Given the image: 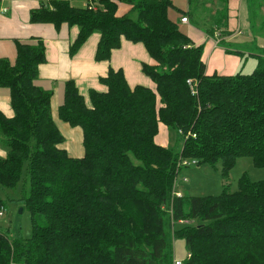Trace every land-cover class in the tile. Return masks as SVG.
I'll return each instance as SVG.
<instances>
[{
	"label": "trees",
	"instance_id": "trees-1",
	"mask_svg": "<svg viewBox=\"0 0 264 264\" xmlns=\"http://www.w3.org/2000/svg\"><path fill=\"white\" fill-rule=\"evenodd\" d=\"M82 1L42 2L30 21L77 26L71 56L98 33L96 60L106 64L123 39L143 44L152 62L142 70L154 86L132 89L110 68L100 78L108 91L91 90L89 107L68 81L58 118L82 129L84 155L76 158L53 117L54 93L37 84L44 41H16L15 60L0 57V89L13 110H0V186L16 189L28 163L33 228L30 239L0 231V264H172L168 210L175 222L202 223L176 235L190 255L184 264H264V181L242 179L239 191L216 197L173 195L183 160L222 162L224 178L242 157L264 167V53L251 75L209 76L205 45L184 31L191 13L177 0ZM160 124L182 137L179 152L156 143Z\"/></svg>",
	"mask_w": 264,
	"mask_h": 264
},
{
	"label": "crops",
	"instance_id": "crops-1",
	"mask_svg": "<svg viewBox=\"0 0 264 264\" xmlns=\"http://www.w3.org/2000/svg\"><path fill=\"white\" fill-rule=\"evenodd\" d=\"M49 1L53 0H0V57L14 61L16 58V41L24 42L31 39L44 41L47 62L39 68L37 84L54 93L53 117L61 132L64 133L65 131L67 136L64 135L66 139L65 148L71 156L80 158L84 155V148L83 151L80 149L81 146L83 147V132L72 129L58 118V108L64 101L65 84L68 81H74L87 105L91 107L89 92L91 90L100 93L108 91V88L101 84L100 78L106 76L110 68L115 71L122 70L128 85L132 89L137 86L152 88L154 86L152 80L142 70L143 64H151L152 59L143 44H136L123 39L121 47L112 52L109 64L98 62L96 60L97 47L100 41L98 33L93 34L80 50L71 56L70 49L79 34L77 26L72 28L62 26L61 29L57 30L52 25L35 24L30 21L31 12L39 9L42 2ZM74 1L82 0H71V2ZM214 1L222 4L218 0ZM214 1L192 0L190 6L187 5L185 9L190 10L191 19L197 18V21L183 25H192L191 29L184 31L197 44L205 45L204 58L207 64V75L233 76L240 72L246 52L221 46L224 45L226 39L233 40L244 28H251L252 30L251 2L257 8L259 15L264 16V0H228L226 2L225 21L221 23L219 15L214 22L218 26L204 34L193 26L198 23L199 16L207 12V8H210L207 3H211L213 6ZM235 52L241 54L236 55ZM252 55L256 57L257 54ZM0 110L7 116L13 115L10 92L7 89H0ZM57 119L62 124L57 122ZM71 137L73 142H77V149H75ZM168 142V140H163L161 146H168Z\"/></svg>",
	"mask_w": 264,
	"mask_h": 264
},
{
	"label": "rangeland",
	"instance_id": "rangeland-1",
	"mask_svg": "<svg viewBox=\"0 0 264 264\" xmlns=\"http://www.w3.org/2000/svg\"><path fill=\"white\" fill-rule=\"evenodd\" d=\"M214 1V0H213ZM208 2V1H207ZM212 2V1H210ZM177 3L185 9L188 5V0H177ZM74 7L82 8L85 6L84 1L72 2ZM210 5L207 8V12H204L198 18V24L193 26L196 30L207 34L206 31L214 29L215 20L217 17L225 16L226 3L219 4L214 1V5ZM250 19L253 23L252 30L244 28L243 31L234 37L233 40L226 39L224 45L221 47H228L241 52H246L244 55V62L241 66L240 73L251 75L255 73L259 68L258 57H254L252 54L262 55L264 53V16H260L257 8L252 4L250 6ZM218 12V13H216ZM187 17V16H185ZM190 24L195 23L197 18L192 20L191 15H188ZM223 18V17H222ZM222 23V22H221ZM190 26H183L184 30L191 29ZM220 47V48H221ZM252 53V54H251ZM57 122L58 119H57ZM62 124L61 122H59ZM82 131L81 128H73ZM63 133V131H62ZM63 135L66 136L65 131ZM67 137V136H66ZM4 139V138H3ZM73 138L71 137V140ZM163 140H168L167 148H171L176 152H179L183 145V139L177 131L160 124L159 134L156 137V143L161 145ZM74 146H77V142L72 140ZM3 144L2 137L0 135V157L6 156V150ZM77 149V147L75 148ZM79 149V148H78ZM83 151V147H80ZM78 151V150H77ZM190 163L192 160H188ZM28 163H25L23 178L16 189H7L0 186V197L4 200L5 209L4 216L0 217V231L6 233L10 237H14L17 232H21L24 239H30L33 235L32 228V215L28 209L25 208L24 199L28 195L29 180L27 177ZM180 175L176 180V190H174V197L177 193H181L183 197H216L223 194L225 188L229 192H237L240 188V182L242 179H247L251 182L264 181V167H257L254 161L250 157L239 158L230 171L228 178H224L222 170V162H219L216 166L210 165L198 166V164H192L191 166L183 167ZM167 218V234L174 252L172 264L177 262L185 263L188 259V251L184 239L176 236L178 231L187 225L191 227L201 225L200 220H185L175 222L172 218L171 210H168ZM191 231V230H186Z\"/></svg>",
	"mask_w": 264,
	"mask_h": 264
},
{
	"label": "built area",
	"instance_id": "built-area-1",
	"mask_svg": "<svg viewBox=\"0 0 264 264\" xmlns=\"http://www.w3.org/2000/svg\"><path fill=\"white\" fill-rule=\"evenodd\" d=\"M182 23L184 24V25H189L190 24V22H189V18L188 17H184L183 19H182ZM193 162H189L188 160H183L182 162H181V165H182V167H187V166H191L192 164L194 165V164H197V162L195 161V160H192ZM176 187H177V185H176ZM176 187H175V190H176ZM176 197H178V198H183V196H182V194L181 193H177L176 194ZM4 209L0 212V217H3L4 216ZM190 257V255L188 256V258ZM175 264H184V263H181V262H177V263H175Z\"/></svg>",
	"mask_w": 264,
	"mask_h": 264
}]
</instances>
